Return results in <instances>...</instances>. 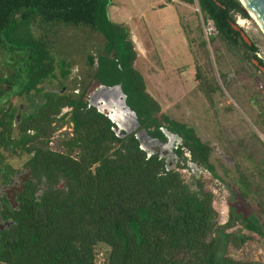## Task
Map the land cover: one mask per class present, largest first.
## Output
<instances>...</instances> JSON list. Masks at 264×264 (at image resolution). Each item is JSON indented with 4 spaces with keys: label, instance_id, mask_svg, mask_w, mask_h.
Here are the masks:
<instances>
[{
    "label": "trees",
    "instance_id": "1",
    "mask_svg": "<svg viewBox=\"0 0 264 264\" xmlns=\"http://www.w3.org/2000/svg\"><path fill=\"white\" fill-rule=\"evenodd\" d=\"M108 1L0 0V46L6 40V52L18 60L10 75L0 76V83L16 85L12 93L31 99L32 92L42 89L40 83L55 76L45 40L30 30L36 18L85 25L104 39L102 52L87 57L94 66L93 78L105 85L119 83L143 126L152 134H159L160 125L167 126L181 137L191 160L213 171L210 146L190 125L160 113L158 102L145 90L133 66L136 52L128 30L108 18ZM196 3L223 42L245 43L231 26L233 13L247 16L239 0ZM58 65L64 77L66 62ZM41 95L42 101L18 116L14 126L15 108L8 101L0 106V145L26 152L25 164L48 184L38 195L25 187L17 195L18 207L6 206L12 224L1 231L0 264H95L99 247L104 249L102 264H258L225 254L229 236L237 235L214 226L209 191L189 190L177 169H166L162 159L147 154L133 136L118 138L108 119L87 107L84 92L73 97L45 90ZM62 106L69 108L66 120L71 124L70 135L60 139L65 151L47 145L50 124ZM11 171L8 166L2 172L5 180ZM59 176L65 184L53 187ZM241 220L247 229L262 234L255 219L244 215ZM237 237L238 243L246 238Z\"/></svg>",
    "mask_w": 264,
    "mask_h": 264
},
{
    "label": "rangeland",
    "instance_id": "2",
    "mask_svg": "<svg viewBox=\"0 0 264 264\" xmlns=\"http://www.w3.org/2000/svg\"><path fill=\"white\" fill-rule=\"evenodd\" d=\"M159 1L150 0V4L154 8L162 7L158 5ZM169 3L166 8L155 11L158 22L153 27L152 38L144 36L148 43L151 40L155 43L147 48L150 58L138 61L150 76L141 70L147 90L158 102L160 113L190 125L196 136L210 146L208 161L213 171L187 161L179 172L189 190L201 189L211 193L214 226L220 225L224 231L246 236L243 242L238 243V237L230 235L225 254L234 260H254L263 264L264 124L247 110L246 101L259 84H264V79L257 72L253 74L254 71L242 69L236 55L225 47L215 31L205 32L210 27L209 18L194 0ZM174 8L177 13L178 10L181 12L180 21L187 44L181 41L173 21L171 9L175 12ZM147 12L150 14V10ZM233 17L264 58V33L255 20L248 14L242 16L236 12ZM30 30L34 36L45 40L49 53L54 57L55 76L40 83L42 89L32 92L31 99L12 93L16 85L10 87L0 83L3 89L0 106L8 101L15 108L13 126L18 116L42 101V91L52 90L73 97L84 92L83 99L89 100V94L98 85L92 76L94 66L87 60L88 56L94 59L102 52L104 39L97 31L85 25L47 23L38 18ZM3 44L0 46V76L10 75L12 68L18 65V60L6 52L8 42L5 40ZM62 60L68 69L64 77L60 76L58 69V62ZM13 77L16 79L18 76ZM248 107H252L251 102ZM67 108L62 106L50 124L53 130L48 135L47 145L55 150L65 151L60 139L70 135ZM13 131L15 134L16 129ZM70 153L74 155L75 151ZM0 154V173L7 171L8 166L12 168L9 176L25 169L26 152L18 149L12 152L0 145ZM2 180L4 177H0V185ZM244 215L248 220L255 219L262 234L243 225L241 217Z\"/></svg>",
    "mask_w": 264,
    "mask_h": 264
},
{
    "label": "flooded vegetation",
    "instance_id": "3",
    "mask_svg": "<svg viewBox=\"0 0 264 264\" xmlns=\"http://www.w3.org/2000/svg\"><path fill=\"white\" fill-rule=\"evenodd\" d=\"M232 26V25H231ZM232 29L240 35L239 31L232 27ZM246 33V32H245ZM235 36V34H233ZM247 35V34H246ZM241 36V35H240ZM242 37V36H241ZM248 37V35H247ZM244 44L240 42L229 43L224 42L225 47L236 55L237 61L240 63V67L242 69H246L247 72H256L259 73L262 78L264 79V58L260 54L257 45L248 37L245 40L242 37ZM256 46L255 48H252ZM253 68V70H252ZM255 78V77H254ZM97 87V91L100 89V84H103L99 81ZM117 84V83H114ZM110 84V85H114ZM119 84V83H118ZM96 87V88H97ZM95 88V89H96ZM96 91V92H97ZM93 92L91 98L84 99L86 102L87 107L95 108L101 115L109 121V127L114 132V134L120 139H128L133 136L136 139V134L138 130L142 131V128L145 130L146 138L149 140H154L157 146L163 153V156L158 155V151L154 152L158 157H160L166 165H168L171 169L175 168L179 171L180 168L186 166L187 161L191 163H197L196 161L191 160L188 151L185 149L184 145L182 144L181 137L174 131L170 130L165 125H160L158 127L159 134H152L151 128H146L141 124V122L136 118L132 110L129 108L125 101V104L122 105L121 99L117 92L112 90L108 91L107 93H96ZM123 94H125L122 91ZM90 96V94H89ZM251 102V108L248 107L249 103ZM247 110L253 114L256 119H259L262 124H264V84H259L256 87V91L247 97ZM123 109L126 111L125 119L122 117ZM67 108L65 111H68ZM128 116H134L137 121L138 125L133 128L132 123L128 122L130 119ZM121 117V118H120ZM137 140V139H136ZM27 159V158H26ZM175 161V162H173ZM15 174L12 176L10 175L7 179L2 180L3 183L0 185V240H1V231L6 228H10L12 224L11 218L7 217L6 215V206H10L11 208L18 207V193L23 190L27 186H31L34 191L35 195L40 194L42 190H44L48 184L44 180L42 176L36 177L32 174V171L29 166L25 164V169L18 170L14 172ZM1 179L2 171L0 173ZM65 178L62 176L57 177V181L53 184V187H62L65 184Z\"/></svg>",
    "mask_w": 264,
    "mask_h": 264
},
{
    "label": "crops",
    "instance_id": "4",
    "mask_svg": "<svg viewBox=\"0 0 264 264\" xmlns=\"http://www.w3.org/2000/svg\"><path fill=\"white\" fill-rule=\"evenodd\" d=\"M158 5L162 7L154 8L150 4V0H109L106 6V13L108 18L111 21L124 26L128 30L130 36L129 38H131L130 40L135 44V47L133 45V48L136 52L135 58L133 60V66L141 73L142 78L143 74L141 70L144 69L146 71V69L144 67H141L138 64V61L141 59L143 61H146L150 58L147 54V48L154 43V40H151L148 43L147 40L144 39V36H147L148 39L152 38L153 27L158 22L157 12L159 11V9L166 8L167 6H169L170 3L169 1L166 2L164 0H160ZM147 9L150 10V14H148ZM171 12L173 21L177 25L178 32L180 33L181 41L187 44V40L180 21L181 12L179 10L178 13L176 10L174 12L173 9H171ZM136 31H143V33L145 34L140 35ZM146 74L148 76L149 73H147L146 71ZM143 81L145 90L149 94H151L147 90L144 78Z\"/></svg>",
    "mask_w": 264,
    "mask_h": 264
},
{
    "label": "water",
    "instance_id": "5",
    "mask_svg": "<svg viewBox=\"0 0 264 264\" xmlns=\"http://www.w3.org/2000/svg\"><path fill=\"white\" fill-rule=\"evenodd\" d=\"M241 7H242V11L246 14H248L249 16H251L255 22L257 23V25H259L263 30H264V0H239ZM231 25L233 28L237 29L240 33V35L247 40V35L242 27V25L237 22L236 20H234L233 22H231ZM264 70V68H262ZM99 87H97L93 92H96L97 89ZM100 89L103 90H107V89H113L117 92V94L121 99V103L122 105L125 104L124 101V96L125 94L122 93V90L120 88V84H114V85H105V84H100ZM90 93L89 98H91V95L93 94ZM133 112V111H132ZM125 115H126V111L123 109L122 112V117L125 119ZM128 118H130V123H132L133 128H135L138 125V121L134 116H128ZM121 118V117H120ZM142 133L140 132V130H138L136 136L137 142L139 147H141L143 150H145V152L147 154L150 153H154L156 151H158V155L159 156H163L162 151L160 150V148L157 146L156 143H154V140H149L146 138V132L145 130L142 128ZM166 168H169L168 165H166Z\"/></svg>",
    "mask_w": 264,
    "mask_h": 264
},
{
    "label": "built area",
    "instance_id": "6",
    "mask_svg": "<svg viewBox=\"0 0 264 264\" xmlns=\"http://www.w3.org/2000/svg\"><path fill=\"white\" fill-rule=\"evenodd\" d=\"M165 1H172V2L174 1V2H176V1H182V0H165ZM194 1L196 2V0H194ZM209 22H210V27H209V29L207 31H205L206 33H211L212 30L215 31V28L213 26V23H212L211 19H209ZM103 259H104V249L99 247L96 250V253H95V264H102ZM261 262L264 264V256L262 257V261Z\"/></svg>",
    "mask_w": 264,
    "mask_h": 264
},
{
    "label": "bare ground",
    "instance_id": "7",
    "mask_svg": "<svg viewBox=\"0 0 264 264\" xmlns=\"http://www.w3.org/2000/svg\"><path fill=\"white\" fill-rule=\"evenodd\" d=\"M258 27L260 28V30L264 33V30L258 25ZM113 89H107V90H103V89H99L96 93H107L108 91H112ZM115 91V90H114ZM95 94V93H94ZM93 94V95H94ZM130 119V118H129ZM141 132V131H140ZM142 133V132H141Z\"/></svg>",
    "mask_w": 264,
    "mask_h": 264
}]
</instances>
